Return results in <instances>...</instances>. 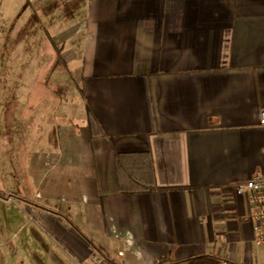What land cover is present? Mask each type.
I'll return each mask as SVG.
<instances>
[{"label":"crops","instance_id":"crops-1","mask_svg":"<svg viewBox=\"0 0 264 264\" xmlns=\"http://www.w3.org/2000/svg\"><path fill=\"white\" fill-rule=\"evenodd\" d=\"M0 13L27 46L3 68L0 43V264L251 260L235 187L264 176V0Z\"/></svg>","mask_w":264,"mask_h":264},{"label":"rangeland","instance_id":"rangeland-1","mask_svg":"<svg viewBox=\"0 0 264 264\" xmlns=\"http://www.w3.org/2000/svg\"><path fill=\"white\" fill-rule=\"evenodd\" d=\"M23 0H3L0 5V11L2 9V21L3 25H8L10 23V14L13 13L16 9L22 8ZM1 14V13H0ZM20 22L18 21V26ZM6 29L0 31V43L1 51L3 58V68L9 63L14 64L17 68L25 67L26 58H27V46L26 41H18L16 39L7 38L6 33L9 32V35L12 33L9 31V26ZM8 66V65H7ZM243 247H239L238 258L236 259V264H264V250L262 248H253V256L249 260L242 251ZM249 261V262H248ZM251 261V263H250Z\"/></svg>","mask_w":264,"mask_h":264},{"label":"built area","instance_id":"built-area-1","mask_svg":"<svg viewBox=\"0 0 264 264\" xmlns=\"http://www.w3.org/2000/svg\"><path fill=\"white\" fill-rule=\"evenodd\" d=\"M261 123L264 124V110L261 111ZM236 194L244 197L249 206L246 219L253 227V243L264 250V176L255 175L235 187ZM102 259L96 254L90 257L89 264H101ZM220 264H234L231 260H222Z\"/></svg>","mask_w":264,"mask_h":264},{"label":"trees","instance_id":"trees-1","mask_svg":"<svg viewBox=\"0 0 264 264\" xmlns=\"http://www.w3.org/2000/svg\"><path fill=\"white\" fill-rule=\"evenodd\" d=\"M221 260L210 256L191 258L185 264H220Z\"/></svg>","mask_w":264,"mask_h":264}]
</instances>
